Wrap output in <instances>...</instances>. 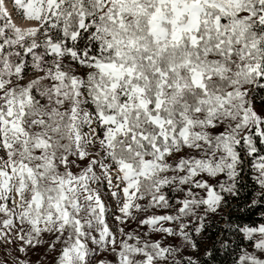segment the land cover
<instances>
[{
	"label": "snow or ice",
	"instance_id": "obj_1",
	"mask_svg": "<svg viewBox=\"0 0 264 264\" xmlns=\"http://www.w3.org/2000/svg\"><path fill=\"white\" fill-rule=\"evenodd\" d=\"M0 264H264V0H0Z\"/></svg>",
	"mask_w": 264,
	"mask_h": 264
},
{
	"label": "trees",
	"instance_id": "obj_2",
	"mask_svg": "<svg viewBox=\"0 0 264 264\" xmlns=\"http://www.w3.org/2000/svg\"><path fill=\"white\" fill-rule=\"evenodd\" d=\"M259 218V213L257 212L255 215L252 216L253 220H258Z\"/></svg>",
	"mask_w": 264,
	"mask_h": 264
}]
</instances>
